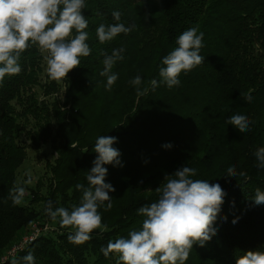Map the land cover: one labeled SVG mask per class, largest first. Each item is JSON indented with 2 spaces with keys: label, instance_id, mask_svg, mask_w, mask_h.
Masks as SVG:
<instances>
[{
  "label": "trees",
  "instance_id": "1",
  "mask_svg": "<svg viewBox=\"0 0 264 264\" xmlns=\"http://www.w3.org/2000/svg\"><path fill=\"white\" fill-rule=\"evenodd\" d=\"M113 11L135 29L101 44L96 28L117 23ZM83 14L92 51L67 78L50 80L46 53L33 46L20 58L21 72L0 83V255L34 221L52 220L44 211L49 200L54 209L79 205L82 191L75 186H89L100 135L118 138L113 146L122 163L104 165L105 181L115 188L111 209L104 210L107 202L99 208L109 231H94L77 245L67 238L72 229L57 219L54 232L40 234L4 264H26L22 258L29 252L35 264H116L117 254L105 257L101 247L139 230L144 217L137 209L155 202L165 175L185 165L197 169L193 179L219 183L226 192L216 234L203 247L194 245L185 264H236L247 250L264 251V204L252 201L257 188L264 191V168L253 155L264 147V0H85ZM191 27L204 34L203 63L182 72L179 86L158 83L153 90L150 82L161 80L162 58ZM120 47L124 59L111 69L118 79L107 90L98 53L110 55ZM137 75L139 86L130 83ZM250 90L252 100L246 102L243 94ZM233 114L247 115L250 130L241 133L228 124ZM43 144L55 153L47 163L49 187L44 193L38 183L30 202L44 207L13 205L10 190L23 186L18 175L28 149ZM230 166L236 177L227 175Z\"/></svg>",
  "mask_w": 264,
  "mask_h": 264
},
{
  "label": "clouds",
  "instance_id": "2",
  "mask_svg": "<svg viewBox=\"0 0 264 264\" xmlns=\"http://www.w3.org/2000/svg\"><path fill=\"white\" fill-rule=\"evenodd\" d=\"M84 8L85 0H0V83L6 76L21 72L20 58L33 46L46 53L44 59L50 80L60 82L67 78L69 72L81 65V57H88L92 51L86 42L89 35L85 31L88 20L83 14ZM112 16L117 23H101L96 28L101 44L121 33L128 35L135 29V24L126 26L119 22L120 11H113ZM203 35L198 27H191L178 35L176 47L162 58L161 80L152 79L150 82L153 90L158 83L169 89L179 86L182 72L186 74L203 63L205 57L200 55ZM124 51L120 47L113 49L110 55L104 50L98 53L103 56L104 67L100 75L107 78V90H111L118 79L111 69L117 61L124 59ZM141 82L139 75L130 81L135 86ZM243 99L251 102V90L243 94ZM227 123L244 133L250 130L252 121L247 115L233 114ZM117 139L102 135L96 139L93 151L97 156L86 177L89 186L79 183L75 186L82 191L79 205H72L71 209H54L51 200L45 205L44 211L53 221L58 219L61 227L72 229L67 237L70 243L82 244L90 240L96 230L101 234L109 231L102 223L99 208L105 206V202V211L112 207L109 193L115 188L105 181L108 169L104 165L122 166L121 153L113 146ZM163 147L170 148L171 144ZM253 155L258 161L257 166L264 168V147L256 149ZM28 175L26 183L31 184V174ZM196 175L197 169L187 165L166 174L165 183L156 188L158 199L137 209V213L144 217L141 228L130 231L127 237L109 240L107 246L100 249L104 256L117 254L116 264H185L194 245L203 247L216 234L214 223L226 196L219 183L193 179ZM227 175L236 177L234 166L229 167ZM24 195L23 186L17 185L10 190L13 205H21ZM252 201L255 205L264 204V191L257 188ZM22 259L26 264H35L31 252ZM13 264L18 262L13 261ZM236 264H264V251L247 250L236 257Z\"/></svg>",
  "mask_w": 264,
  "mask_h": 264
},
{
  "label": "rangeland",
  "instance_id": "3",
  "mask_svg": "<svg viewBox=\"0 0 264 264\" xmlns=\"http://www.w3.org/2000/svg\"><path fill=\"white\" fill-rule=\"evenodd\" d=\"M28 152H29L28 158L21 167L18 175L20 183H22L23 187L25 188L23 204L30 205L38 210H41L44 207L42 202L31 204L30 192L31 189L37 188L38 183H40L41 191L44 193L47 192L49 187V176H50V171L47 163L52 162L54 160L55 153L51 148L50 144H43L38 149L30 147L28 149ZM29 173L31 174V180H32L31 184L26 183V181L29 179V175H28ZM33 225H36L37 228H39L40 234H47L50 232H54L57 228L56 221L48 220V219L36 220L34 221L32 226Z\"/></svg>",
  "mask_w": 264,
  "mask_h": 264
},
{
  "label": "built area",
  "instance_id": "4",
  "mask_svg": "<svg viewBox=\"0 0 264 264\" xmlns=\"http://www.w3.org/2000/svg\"><path fill=\"white\" fill-rule=\"evenodd\" d=\"M32 230L26 233L21 239L14 242L6 251L0 255V264H4L10 258L18 255L25 247L32 241H34L40 235L39 228L33 225Z\"/></svg>",
  "mask_w": 264,
  "mask_h": 264
}]
</instances>
